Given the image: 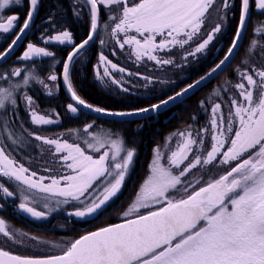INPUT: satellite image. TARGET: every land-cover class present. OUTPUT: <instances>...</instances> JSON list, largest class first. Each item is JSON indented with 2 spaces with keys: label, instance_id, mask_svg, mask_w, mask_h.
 I'll return each mask as SVG.
<instances>
[{
  "label": "snow or ice",
  "instance_id": "obj_1",
  "mask_svg": "<svg viewBox=\"0 0 264 264\" xmlns=\"http://www.w3.org/2000/svg\"><path fill=\"white\" fill-rule=\"evenodd\" d=\"M215 2L216 0H74L73 11L78 17L80 10L75 8V4L82 3L89 8L90 31L87 38L79 44H74L72 34L65 30L45 41V43L54 41L60 45L65 43L73 45L63 64L62 72L64 85L71 101L74 102L67 105L68 111L76 114L79 105L97 113L117 117L154 112L169 102L176 101L178 97H183L190 89H194L206 79L201 77V80L188 85L174 96H169L168 99L153 104L150 108L138 109L136 112H110L87 103L73 86L70 66L81 49H84L97 33L99 6L108 8L109 19L116 21L111 28V36L121 50L127 45L132 49L131 54L135 56L136 61L147 57L157 65H169L173 63L172 59L158 57L156 53L171 52L172 48L176 46L183 48L192 41L204 26L205 15ZM14 5L21 6L22 0H0V35L12 32L17 26L19 21L17 14L7 16L4 22L5 10ZM38 6L39 0H29L30 10L19 28L20 35H16L12 45L5 52L0 53V60L7 56L12 46L30 27ZM113 6L118 8V14L111 12ZM255 6L264 13V0H255ZM231 7L230 0H223L222 9L227 10ZM249 15L250 0H241L239 24L232 44L224 59L212 69V72H216L235 54L234 50L238 47ZM221 19L223 20L224 17L222 16ZM221 27V24H216L207 37L198 43L194 50L189 51L184 59L203 52L214 39L215 34L221 31ZM254 31L260 34L264 31V25L259 28L254 27ZM130 32L135 35H128ZM120 34L124 37L122 40L119 39ZM157 37L161 39L158 41ZM256 43L254 41L250 45L249 54L254 50ZM261 54L264 55V52ZM53 55L52 51L29 43L20 59L29 61ZM99 61L103 72L101 74L98 67L96 78L101 83L108 78L112 84L127 91L122 87L121 81L112 76V72L125 73L126 69L108 60L103 54L99 56ZM244 63H247V60ZM237 71L247 85L243 82L234 85L241 99L229 98L230 111L227 118L221 113V104L215 103L212 106L210 124L213 134L210 149L205 155L193 153L194 146L201 152L204 150V140L202 136L199 140L193 137L191 126L188 130L173 133L177 139L174 148L168 149L169 166L161 165V150L159 147L154 149L155 159L152 162L150 175L139 188L134 202L123 213L122 223L83 235L71 242L62 254L46 258L14 255L0 248V264H264V68L253 67L252 72L255 76L247 71L239 72V69ZM128 74L132 75V73ZM211 74L209 73V76ZM10 75L20 77L21 70L13 69ZM9 79L8 73H0V80L9 81ZM47 79L55 82L58 77L49 73ZM32 80L48 89L49 96L53 95L52 89H49L35 70L23 77L22 84L10 83L8 87L0 86V128L4 131L7 132L10 126L8 107L11 105L14 109L17 104L14 93L21 87H29ZM215 94L219 95V93ZM23 99L30 109L33 124L54 123L45 115L38 114L34 108L35 101L27 92L23 94ZM203 103L202 101L201 105ZM92 126L88 124L84 131L88 132ZM204 131L208 129L205 128ZM29 135H34L37 141H42L45 145H54L57 154L66 153L61 159L72 174L61 178L65 181L64 186H61V179L57 178H52L49 184L44 183L45 177L34 179L36 173H30L29 169L19 164L3 146H0V177L25 186L21 189L22 193L32 190H34L33 196L36 193H46L45 200L62 197V200H56L57 206L68 203L69 200L83 204L82 209L77 208L69 213L78 218L97 214L117 196L135 155V150L126 148L123 140L119 138H102L91 134L94 143L85 140L89 149L100 152L102 148L106 146L108 148L98 158H94L86 154L77 144L61 142L59 139H50L34 133ZM7 138L12 144L17 143L11 133ZM190 156L192 159H189ZM218 157L221 159L218 160ZM213 162L224 165L235 163L218 179L190 191L191 188H195V183H199V180L185 184L182 178L198 166L203 168ZM172 169H178V172L174 173ZM98 181L100 187L96 190L93 186ZM181 185L186 195L176 198L174 194L179 191L178 186ZM90 189L93 190V194L86 196ZM0 193L5 198L14 195L2 181H0ZM82 197L85 199L82 200ZM44 207L47 208L48 203H45ZM19 209L33 218H46L45 212L29 206L27 195H22ZM141 209L150 210L144 213ZM0 234L14 243H23L24 238L27 237L25 233H18L17 238L14 239L3 219H0Z\"/></svg>",
  "mask_w": 264,
  "mask_h": 264
},
{
  "label": "trees",
  "instance_id": "obj_2",
  "mask_svg": "<svg viewBox=\"0 0 264 264\" xmlns=\"http://www.w3.org/2000/svg\"><path fill=\"white\" fill-rule=\"evenodd\" d=\"M231 3L232 7L228 9V17L217 44V48L220 47L218 54L215 57H213L215 54L207 56L192 65L174 72L167 71L153 76L151 73L143 71L144 74L158 81L168 82L161 86L159 90L158 84L151 86L152 88L146 93L114 92L110 86L102 87L95 80L94 66L97 62V56L102 52L98 46L100 29L106 26L110 20V10L105 11L102 9L100 11L101 20L96 40L88 49L80 53L70 66V76L75 90L87 103L110 112H136L138 109L149 108L153 104L160 103L209 73L224 59L234 39L241 12V0H232ZM73 4L74 0H39L36 20L33 29L26 37L25 44L32 43L42 46V36L54 35L65 30L72 34L74 44H79L86 39L90 31V16L87 7L82 3L75 4V8L80 10L78 17L74 14ZM28 11L29 0H22L21 6L14 5L5 10V20L7 16L17 14L19 16L17 28L19 29L27 17ZM107 21L108 23L104 24ZM261 25H264V13L252 11L247 33L236 58L214 83L204 87L197 94L173 109L140 120L119 121L102 119L85 114L80 110H78L76 115H71L67 109V105L71 102L62 89L60 79L63 64L73 46L48 45L47 49L54 53L52 57L25 61L19 60L25 49L24 45L14 57L0 66V73H8L10 77L9 81L0 80V86L8 87L10 83L22 84L23 77L30 71L35 70L36 74L45 83L48 81L49 73L57 75V90L53 95L49 96L42 85L32 80L29 87H21L16 91L14 96L17 104L14 109L11 105L8 107L10 126L7 132L0 128V143L5 147V151L10 153L18 163L28 168L31 172L43 175L48 172L47 170H54L56 165L60 163L57 162L56 153L51 146L37 141L34 135H29V133L50 139L53 137H64L71 141H76L80 145L85 146L87 151L94 155L99 152L89 149L87 144H85V140L94 143L91 140V134L102 138H119L123 140L126 148L135 150L130 171L123 184V193L127 191L136 193L149 171L154 149L162 147L168 137L184 128H189V126L193 130L203 128L208 120L210 101H221L227 93L226 88L222 89L219 95L213 93L214 90L221 84L234 80L237 70L244 68L242 66L243 61L253 62L255 60L254 56L250 57L248 50L251 41L258 36H260L261 43L264 44V31H261L260 34H256L254 31V27L259 28ZM16 32V30H13L8 34L0 35V53L10 45L13 38L18 34ZM16 68L21 70L20 77L10 75L12 70ZM25 92L33 98L38 111L56 120L53 124L37 126L32 123L29 109L23 99ZM202 101L204 102L203 105H201ZM88 124L93 126L88 129V132H85L84 129ZM9 133L17 140L15 145L7 138ZM106 148L107 146L102 149ZM1 181L14 193L13 198L6 197L5 199L0 195L1 218L10 224L14 223L24 229L47 235L50 238L65 240L68 238L67 240H71L70 243L90 232L120 222L121 220L116 221V218L109 212L111 209L114 212L121 210L126 202L120 196L119 199L112 201L111 206L93 218L77 220L67 218L60 211V208H56L54 200L51 199L50 210L48 207L46 208V218L25 223L19 221L14 215L16 207L22 202L23 194L20 193V190L25 187L15 181L7 179H2ZM25 192L30 194L27 195L29 197V205L36 208V210L44 212V200L40 201L41 196L38 194L33 196L32 191ZM53 208L56 210L52 211L51 209ZM26 218L36 220L29 216Z\"/></svg>",
  "mask_w": 264,
  "mask_h": 264
},
{
  "label": "rangeland",
  "instance_id": "obj_3",
  "mask_svg": "<svg viewBox=\"0 0 264 264\" xmlns=\"http://www.w3.org/2000/svg\"><path fill=\"white\" fill-rule=\"evenodd\" d=\"M230 2H232V0H230ZM222 3H223V0H216L215 4H213V6L211 8H209L208 13H206V15H205L204 26L200 29L199 33L196 36H194L193 40L190 41L188 44H186L183 48L176 46V47L172 48L171 52H158V53H156V55H158V57L165 58V59H168V58L172 59L173 63L169 64V65H157L155 62L148 60L147 57H144L141 61H136L135 56L131 54L132 49L129 46L126 45L124 47V49L121 50L119 45L116 43L115 39L112 38L111 28L114 26L116 21L109 20V23L107 21L104 24H107V23L108 24L100 29L101 33L99 35L98 46L102 50V52L99 53V55L97 56V62L94 66V78H95V80L102 87L103 86L104 87L110 86L114 92H120V93H123V92H126V93H130V92L143 93V92H145L146 93L154 85L158 84V90H159V89H161V86H163L165 83H168V82L158 81L157 79L152 78L147 74H144L143 71L149 72V73H151V75L156 76L157 73L162 74V73L167 72V71H171V72L178 71V70L183 69L189 65L194 64L195 62H197L200 59H203L207 56H211L213 54H215L213 56V57H215L220 50V47L217 48V44H218L220 35L222 33L223 27H224L226 20H227V17H228V9L227 10L222 9L221 8ZM99 7H100V11H102V9H104L105 11L109 10L108 8H105L103 5H101ZM87 10H88V13L90 16V12H89L88 7H87ZM111 11L118 14L119 10L116 6H113ZM252 11L261 12L260 10L256 9L255 0H251L250 15H251ZM222 16L224 17L223 20L221 19ZM100 20H101V17H100ZM249 20H250V17H249ZM4 22H6V20ZM218 23L222 25L221 31L219 33L215 34L214 39L208 44L207 48L203 52L197 53L195 57L187 56V59L185 60L184 57L187 55V53L189 51L194 50V48L197 46V44L202 42L207 37V35L212 31V29L216 26V24H218ZM248 24H249V21H248ZM22 25H23V23H22ZM17 26H18V24H17ZM17 26L14 29L17 31L16 34L19 33V29L17 28ZM60 33L61 32L56 33L54 35H50V36H42L41 37L42 46H38V47H44L47 49L48 45H60L58 42H54V41L45 43V41L49 40L50 37H53V36L58 35ZM246 33H247V29H246ZM246 33H245V35H246ZM128 35H135V33L130 32V33H128ZM123 38H124L123 35L120 34L119 39L122 40ZM138 38H140V37H138ZM244 38H245V36H244ZM160 39H161L160 37H157L158 41ZM181 39H183V37H181ZM101 41H103V43H101ZM243 41H244V39H243ZM243 41H242V43H243ZM254 41L257 43L255 44L254 50L250 53V57L254 56L255 60L253 62H247V63H244V61H243L242 66L244 68L240 69L239 72L247 71L249 74H253L255 76V74L252 72L253 67H255L256 69L264 68V55L261 54L262 52H264V47H262V46H264V44L261 43L260 36L256 37L254 40H252L250 45H252V43ZM27 45L28 44H25V49H24L23 53L27 50ZM65 45H67L69 47L73 46V45H69L67 43H65L64 45H61V46H65ZM250 45H249V48H250ZM23 53L21 54V56L23 55ZM113 53H115V54H113ZM248 53H249V50H248ZM101 54L105 55L108 58V60L112 61L113 63H116L119 67H123L126 69L125 73H120L118 71H114V72H112V76L114 78L120 80L122 87L126 88L127 91H123L121 87H118L117 85L112 84L111 80H109L108 78H105L103 83H101V81L96 78V70L98 67H99L101 74L103 72V68L100 66V61H99V56ZM20 57H19V60H22V59H20ZM41 58H45V57H38L35 59H41ZM128 73H132V75H129ZM143 77H148L149 79L146 80ZM255 78L259 79L258 77H255ZM215 80L212 83H214ZM240 82H243V83H245V85H247V82L245 80H243L242 77L237 72L234 80L225 82L214 90L213 93H220V91H222V89L226 88L227 93H226L224 99L221 101H214V102L210 101V110H209L208 120H207V122L203 128H201L199 130L190 129L193 133L194 138L199 140L202 136L203 140H204V150L201 152L200 150L197 149V147L194 146L193 147V153L194 154L199 153L201 155H205L206 151L210 149V145L212 143L211 135L213 134L211 131V124H210L211 108L215 103L221 104V113L224 115L225 118H227L228 113L230 111V99L229 98L234 97L238 100L241 99L239 97L238 90L234 87L235 84L240 83ZM46 84L49 86V89H52L53 93L57 90L56 89V81L53 82L51 80H48L46 82ZM46 91L48 92V89H46ZM34 108L38 112V114L45 115V114L41 113L40 111H38L37 108L35 107V105H34ZM29 114H30V109H29ZM70 114L76 115L77 113L73 114L70 112ZM46 117L51 119L48 116H46ZM30 118H31V115H30ZM53 121L55 122L56 120H53ZM47 125H50V124H47ZM37 126H39V125H37ZM225 127H226V125H225ZM205 128H207L208 131L205 132L204 131ZM188 129L189 128H184L180 131H185ZM51 139H59L61 142L67 141L68 143H71V144H77L82 149L85 150L86 154L92 155L94 158H98L102 154V152L108 150V148L102 149L101 152L94 155V154L88 152L87 149L85 148V146L80 145L76 141H71L70 139H67L64 137H53ZM176 139H177V137L171 135L170 137H168L165 144L162 147H160L161 154H162V158L160 160V163L164 167L169 166L167 158L170 155V151L168 149L174 148ZM169 140H171V143H169ZM0 146H2L1 143H0ZM47 146H51L55 151L54 145H47ZM226 147H227V145H225V148ZM64 155H66V153H59V154L56 153V160L60 164H57L56 167L54 168V170H52V171L47 170L48 172H45L43 175L36 174V177H34V179H38L39 177H45L46 179L44 180V183L49 184V183H51L52 178L61 179L65 175L72 174L71 170L65 166V162L61 159V157ZM110 155H111V153H110ZM153 155H152L153 158H152L151 164L149 166V171H148V173L145 176L143 181H145L146 178L150 175L152 162L155 159V153ZM189 159H192V157L190 156ZM217 159L219 160L221 158L218 157ZM185 163H187V161H185ZM234 163L235 162H233V164H231V165H224L222 163L213 162V164L205 166L203 168L198 166L196 169H193L192 172H190L186 177H184L182 179L184 180L185 184H192V183H195L196 180H199V183H195V188L190 189V191H194V190H197L199 187L206 185L208 182L215 180V179H218L219 176L225 174L226 171H228L231 166H234ZM181 167H183V165H181ZM172 170L174 173L178 172V169H172ZM29 172L31 173V171H29ZM2 179H6V178L0 177V181ZM142 183H141V185H142ZM64 184H65V181H63V179H61V186H64ZM93 187H94V189L99 190L100 182L98 181L97 184L94 185ZM178 188H179V191H177L174 194L176 196V198H180L181 196L186 195V193L183 192V185L178 186ZM138 190L139 189H137L136 193L131 192V191H127L126 193H123V186H122L121 191L117 194V196L114 197L111 201H109V203L104 207V209L99 211L97 214L101 213L107 207L111 206L112 201L119 199L120 196H122L123 199L126 200L122 209L119 211H116V212H114L111 209L109 213L113 217L116 218V221H120V220L123 221V219H124L123 213L134 202V198L136 197ZM33 191L34 190H32V192ZM20 193H22L21 190H20ZM22 194L23 195H30L28 192H23ZM36 194L41 196L40 201L44 200L43 207H44L45 203H48V209L49 210H50L49 205L51 204V199L54 200V203L56 202L57 199H61V200L63 199L62 197H51L49 200H45L43 197L47 196L46 193H36ZM92 194H93V190L90 189L89 193H87L86 196L92 195ZM0 195L2 197H4L2 193H0ZM13 197H14V195L11 198H13ZM81 199L83 200L85 198L82 197ZM55 205H56V203H55ZM29 206H31V205H29ZM83 207H84L83 204H80L79 202L72 201V200H69L68 203L60 204L59 206L56 205L57 209L60 208V211L63 212L67 218H71V219L88 220V219L93 218L94 216L97 215V214H94L93 216H89L86 218H78V217L69 215L70 212L75 211L77 208L82 209ZM157 207H159V205H157ZM43 209H44V212H46V208L44 207ZM149 210L150 209H141V212L146 213ZM37 211H40V210H37ZM14 215L16 216V218L19 221L25 222V223H29L30 221L42 220V219H36V218H32V219H36V220H30L29 218H26V217H28V215L21 212V210L19 209V205H18V207H16V213L14 211ZM46 217H47V215H46ZM0 219H3V218L0 217ZM4 221L6 223L7 229L10 231V233L14 239L17 238L18 233L27 234V237L24 238L23 243H14L12 240H8L7 237H4L2 234H0V248H3L4 250L9 251L11 254L20 255V256H29V257H35V258L47 257V256L62 254V252L66 249V247L70 245L71 240H67L68 238H66V240L65 239H59V238L58 239L50 238L47 235L39 234V233H36L34 231L24 229L23 227L16 225L14 223L10 224L6 220H4ZM31 237H36L37 239H35V240L30 239Z\"/></svg>",
  "mask_w": 264,
  "mask_h": 264
},
{
  "label": "water",
  "instance_id": "obj_4",
  "mask_svg": "<svg viewBox=\"0 0 264 264\" xmlns=\"http://www.w3.org/2000/svg\"><path fill=\"white\" fill-rule=\"evenodd\" d=\"M29 10H30V7H29ZM250 11H251V0H250ZM36 16H37V12L34 14V18L32 19V21L30 22V27L25 30V32L21 35V38L19 39V41L14 45L12 46V50L10 52H8L7 56L0 60V66L3 65L6 61H8L9 59H11L12 57H14L17 52L20 50V48L22 46L25 45V40H26V37L28 36V34L31 32V30L33 29V26H34V23H35V20H36ZM250 17V15H249ZM248 21H249V18L248 20L246 21V25H245V28L243 29V32H242V35H241V39L239 40L238 42V47L234 50L235 54L233 56H231L226 62L224 65H222L219 69L216 70V72H212V70L209 72V73H212L211 76H209V73H207L206 75H204L203 77H205L206 79L205 80H202L201 83L199 85H197L194 89H190L188 91V93H186L183 97H178L176 101L174 102H169V104H167L166 106H162L158 111H149L147 113H141V114H137V115H130V116H124V117H117V116H110V115H106L104 113H97L95 111H92L90 109H87V108H84L83 106H79L77 105L78 107V110L82 111L83 113L85 114H88V115H91L93 117H96V118H102V119H110V120H119V121H125V120H140V119H144V118H147V117H153V116H156L166 110H170V109H173L174 107H176L177 105L185 102L186 100H188L189 98H191L192 96H194L195 94H197L200 90H202L204 87L210 85L217 77H219L228 67L229 65L233 62V60L235 59L240 47H241V44H242V41L244 39V36H245V33H246V29H247V26H248ZM99 23H100V12H99ZM98 31H99V25H98V29H97V33L94 35V39L92 41L89 42L88 45L85 46L84 49H81V51L78 53V55L80 53H82L83 51H85L86 49H88L93 43L94 41L96 40L97 38V34H98ZM17 35H20V32L17 34ZM12 45V42L11 44ZM9 45V46H10ZM9 46L6 48V50L9 48ZM73 49V47H72ZM6 50H4L3 52H5ZM72 51V50H71ZM70 51V52H71ZM2 52V53H3ZM69 52V53H70ZM68 53V54H69ZM77 55V56H78ZM76 56V57H77ZM75 57V58H76ZM67 58V57H66ZM74 58V59H75ZM66 61V60H65ZM65 63V62H64ZM216 68V67H215ZM63 72V70H62ZM61 86H62V89L66 95V97L70 100L71 103H74L73 101H71L70 99V94L67 92V89H66V86L64 85V82H63V77H62V73H61ZM198 80H201L198 79ZM197 80V81H198ZM196 82V81H195ZM192 83V84H195ZM183 90V89H182ZM181 90V91H182ZM180 92V91H179ZM176 94V93H175ZM174 94V95H175ZM172 95V96H174ZM168 99V98H167ZM166 100V99H165ZM150 108V107H149ZM23 212V211H21ZM25 213V212H23ZM27 214V213H25ZM29 217H31L29 214H27ZM33 218V217H31ZM123 221H120V222H117V223H114V224H111V225H115V224H119V223H122ZM110 226V225H109ZM108 227V226H106ZM99 230V229H98ZM97 231V230H96ZM94 232V231H93ZM46 258V257H45Z\"/></svg>",
  "mask_w": 264,
  "mask_h": 264
},
{
  "label": "bare ground",
  "instance_id": "obj_5",
  "mask_svg": "<svg viewBox=\"0 0 264 264\" xmlns=\"http://www.w3.org/2000/svg\"><path fill=\"white\" fill-rule=\"evenodd\" d=\"M100 24V23H99Z\"/></svg>",
  "mask_w": 264,
  "mask_h": 264
}]
</instances>
